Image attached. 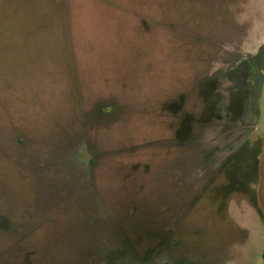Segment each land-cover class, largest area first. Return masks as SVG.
<instances>
[{"label": "rangeland", "instance_id": "374dc122", "mask_svg": "<svg viewBox=\"0 0 264 264\" xmlns=\"http://www.w3.org/2000/svg\"><path fill=\"white\" fill-rule=\"evenodd\" d=\"M260 47L264 0H0V264H264L262 55L200 93Z\"/></svg>", "mask_w": 264, "mask_h": 264}, {"label": "trees", "instance_id": "16d2710c", "mask_svg": "<svg viewBox=\"0 0 264 264\" xmlns=\"http://www.w3.org/2000/svg\"><path fill=\"white\" fill-rule=\"evenodd\" d=\"M250 70V62L242 61L236 67L227 71L222 77L217 78L219 80H216L214 86L211 85L213 82L211 79L207 80L202 86L200 92L202 96L205 95L204 97H207L206 95H211V92H209L208 89H214V96H219V99L215 102L212 101L205 104L204 108L206 107V111L203 112L204 115H206L205 118L209 117V111L214 113V116L220 118L222 125H217L219 130L226 129L227 127L224 124H229V122L233 123L236 119V115L240 114V112H238V106H241L246 85L245 79L249 75ZM178 103H180V105H178ZM181 105L182 100L178 99L174 108L178 110ZM191 121L192 118L190 115L181 118L177 136H181V138L185 137L184 135L190 129ZM223 121H225V123ZM213 122L215 123V121Z\"/></svg>", "mask_w": 264, "mask_h": 264}, {"label": "flooded vegetation", "instance_id": "af4514ba", "mask_svg": "<svg viewBox=\"0 0 264 264\" xmlns=\"http://www.w3.org/2000/svg\"><path fill=\"white\" fill-rule=\"evenodd\" d=\"M262 55L261 57H262V59L264 60V48L263 47H260L259 49H258V52H257V54H255V56H253V57H247V58H244V59H242L241 61H239L237 64H236V66L239 64V63H241L242 61H248V62H250V66L253 64V63H255V62H257V61H254V60H256V59H259V58H261V57H259L258 55ZM259 57V58H258ZM235 66V67H236ZM261 66L258 64L257 65V68H260ZM234 68V67H233ZM247 78V77H246ZM211 79V81H213L212 82V86H214V84H215V82H216V80H219V79H217V77H212V78H209L208 80H210ZM210 91L209 92H214V89L212 90V89H209ZM213 97V96H212ZM242 111V108H241V106L239 105L238 106V112H241ZM237 112V113H238ZM238 115H240V114H238ZM238 117V116H237ZM239 119L240 118H237V120L235 119V121L233 122L234 123V125H236V123L237 122H239ZM222 121H220V123H221ZM224 123H225V121H223ZM229 123H231V122H229ZM227 125V124H226ZM235 127V126H234Z\"/></svg>", "mask_w": 264, "mask_h": 264}]
</instances>
